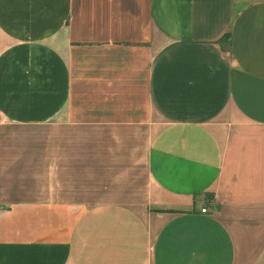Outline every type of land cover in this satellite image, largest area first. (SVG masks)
<instances>
[{"label": "crops", "instance_id": "crops-1", "mask_svg": "<svg viewBox=\"0 0 264 264\" xmlns=\"http://www.w3.org/2000/svg\"><path fill=\"white\" fill-rule=\"evenodd\" d=\"M263 254L264 0H0V264Z\"/></svg>", "mask_w": 264, "mask_h": 264}, {"label": "rangeland", "instance_id": "rangeland-1", "mask_svg": "<svg viewBox=\"0 0 264 264\" xmlns=\"http://www.w3.org/2000/svg\"><path fill=\"white\" fill-rule=\"evenodd\" d=\"M255 264H264V254L260 257V259Z\"/></svg>", "mask_w": 264, "mask_h": 264}, {"label": "built area", "instance_id": "built-area-1", "mask_svg": "<svg viewBox=\"0 0 264 264\" xmlns=\"http://www.w3.org/2000/svg\"><path fill=\"white\" fill-rule=\"evenodd\" d=\"M201 212L204 213V214H206V213H208V209L207 208H202L201 209Z\"/></svg>", "mask_w": 264, "mask_h": 264}]
</instances>
